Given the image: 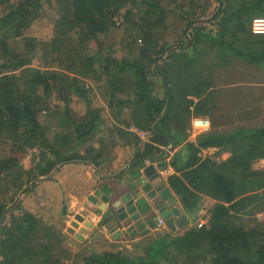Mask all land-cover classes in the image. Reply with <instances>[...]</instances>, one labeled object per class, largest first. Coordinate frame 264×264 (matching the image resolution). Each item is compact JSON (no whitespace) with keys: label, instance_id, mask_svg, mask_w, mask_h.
I'll list each match as a JSON object with an SVG mask.
<instances>
[{"label":"trees","instance_id":"obj_1","mask_svg":"<svg viewBox=\"0 0 264 264\" xmlns=\"http://www.w3.org/2000/svg\"><path fill=\"white\" fill-rule=\"evenodd\" d=\"M56 1L0 0L6 3L0 9V142L16 150L26 146L32 162L24 170L17 156L0 158V196L6 198H0V264H264V216L249 227L235 221L243 211H264V167L254 165L264 158V120L227 129L221 123L227 116L223 103L231 105L226 94L240 108L259 93L252 98L264 106V35L250 31L251 19L264 16V0H207L202 7V0H170L168 7L161 0H67L54 8ZM134 7L140 17L130 24L141 42L134 58L105 57L101 64V46L82 50L89 39L119 27L112 18L121 9L132 15ZM44 9L53 11L56 26L40 40L32 26ZM171 28L183 39L168 41ZM233 60L257 84L249 85L243 73L242 84L218 82ZM80 75L102 82L116 134L143 145L131 158L133 167L150 161L162 170L170 166L174 172L166 183L186 212L198 210L204 196L214 200L203 225L161 231L138 244L140 252L90 251L71 259L59 231L42 226L16 193L11 196L12 188L31 192L38 178L63 164L98 169L106 142L104 133L96 135L98 109L87 105ZM72 97L86 103V118L69 113ZM261 113L263 118L264 108ZM53 116L57 123L49 135L45 123ZM192 116L210 124L193 140L187 130ZM131 128L147 133V140L139 143ZM172 141L167 154L163 147ZM211 148L216 156L204 153ZM222 152L228 156L218 159Z\"/></svg>","mask_w":264,"mask_h":264},{"label":"rangeland","instance_id":"obj_2","mask_svg":"<svg viewBox=\"0 0 264 264\" xmlns=\"http://www.w3.org/2000/svg\"><path fill=\"white\" fill-rule=\"evenodd\" d=\"M66 2L67 0L59 3H57V1L56 3L54 2V8L61 7ZM206 3L207 0H202L200 7H202V5H206ZM5 4L6 3L0 2V9ZM160 4L162 6L168 7L170 5V0H161ZM130 5L138 6L137 4L133 3H130ZM212 5L213 3L210 5V8H212ZM139 10L140 9L134 7L131 9L132 15H128L125 12L124 8L121 9L112 18L117 24L116 26L119 27L116 29H112L107 34L99 35L97 38L89 39L88 45L84 46L86 49L83 48L82 50H85L86 53H93L98 51V48H100L101 46V51L97 54L99 59L101 57V64H106L105 57L112 56L116 58H134L133 55H135L141 42L138 39V37L140 38L138 32L134 31L135 29L131 28L130 21L133 20V22H135L139 19ZM126 19H128L129 21H127ZM201 19L207 20L209 18L203 17ZM55 26L56 25L53 11L50 9H44L41 16L33 22L32 27L34 28V30H32V33L40 40L48 39L52 36ZM215 26L216 22L214 21L211 23L210 27L215 28ZM167 39L168 41H173L174 39L178 40L183 38L180 36L179 29L171 28ZM143 47L146 49V51L148 50L147 47ZM101 64L99 63L98 67H100ZM51 66L52 65L50 64V66L48 67ZM69 73L73 75V73ZM242 73L247 78L246 80L249 85L254 86L255 84H257L256 82H253L257 77L251 78L250 76H246L248 75V73H250L249 70L244 65H242L241 62H236L234 60L226 65L224 69V76L218 82L234 81L235 79H239L241 83V81L244 80V78H242ZM80 78L84 80L87 90L89 91V102L87 105H89V107L98 109L97 115L100 119V133H104V131L107 129L106 121L107 119H109L111 114L109 113L108 106L106 104V101L104 100L103 90L101 88L102 82L94 78V76L90 75H80ZM103 79L104 76H102L101 80L103 81ZM240 94L241 93L239 91L238 95ZM226 95H229L227 101L231 105L228 107L227 105H224V97L221 96L223 99L221 102L223 103V106L226 107L225 112L227 113L226 119L221 120L222 128L227 129L229 126H233L237 123H260L262 120H264V117L262 118L261 116V111L264 108V106L262 105V101L258 102L255 98H252L255 95L257 98V96H259V93L254 95L252 94L251 97L248 98L249 102L246 104L247 106L241 104L240 108H238L237 104L235 103V96H232L230 94ZM54 101L56 100L54 99ZM253 103H256V106H253ZM69 108V113H71L75 118H79L80 116L86 118V103H84L83 100L75 97L70 98ZM122 114L123 116H125L124 112ZM191 121L192 120L190 119L187 130L189 138L191 136L192 139H194L195 137H197V134L201 132L193 128V126L191 125ZM56 123L57 118L55 116L50 117L47 119L45 127L46 129L51 130L55 127ZM108 129L111 130L112 128ZM52 131L53 130L49 131V135H51L50 133ZM112 132L115 133L116 131ZM170 146L171 145H167L164 149H168ZM215 152V148L207 149L204 151L205 154L212 155H215ZM12 155L18 157L19 163L24 170L32 167L29 148H27L26 146H21V148L16 150L15 148L12 149L8 142H0V158ZM227 156L228 154L226 152H222L217 156V158L224 159ZM254 165L255 167L259 168L264 167V163L260 160L257 161ZM60 166L63 168L65 165L63 164V166ZM61 167L52 170L51 173L47 176L38 178L37 184L31 192H24L22 189L17 193V191H14L12 188V190H10V194L12 196L16 193V201H20L24 209L36 215L42 226L50 225L57 231H59V233L63 236L62 244L67 253L69 252L71 259L77 258L82 253H89L90 251L99 252L103 250L116 251L120 249H126L129 252H140L141 246L138 248L137 245L141 243H147L149 239L159 234L155 231H161L158 228L159 230H152L153 232L151 231L148 234L143 233L133 236L126 235L124 237L115 239V235H106L105 229H102L99 226H97V230H95L93 221H86L88 218H86V220L84 218L82 219L81 216H78L77 211L79 201H81L85 197L86 191L91 192V185H93L97 181L95 180L97 178L95 177L94 179L90 174H88L90 170L86 166L82 168L79 175L78 173H76V171L70 170L73 167H68V169L63 170H61ZM158 171L160 172L161 169H159ZM6 185H4V187ZM92 190L94 191V189ZM64 192L65 195L68 194V196L70 197L69 206L70 208H72V210L70 211L67 209V204L64 199ZM0 198H3V201L6 200V198L4 197L0 196ZM201 205V211L198 214L200 215L199 218L192 217L190 221L191 224L187 223L186 226L196 225L199 219L206 220L209 215V209L212 207L211 201H201ZM243 212L245 213H241L237 217V219L235 218V221L239 224H244L247 227L252 225L254 220L258 221L264 216V211L262 210H259L258 213L254 214H251L247 210ZM183 229L184 228H181L179 231H182ZM170 234L173 233L170 231Z\"/></svg>","mask_w":264,"mask_h":264},{"label":"crops","instance_id":"obj_3","mask_svg":"<svg viewBox=\"0 0 264 264\" xmlns=\"http://www.w3.org/2000/svg\"><path fill=\"white\" fill-rule=\"evenodd\" d=\"M193 118L192 116L190 119ZM111 119V117L107 119V121L109 120L107 129L113 127ZM107 129L103 135L99 129L96 132V135H101L100 138L106 142L100 151L102 158L98 164V169L85 164H68L61 168L63 170L73 167L70 170L76 171L79 175L82 168L86 166L90 170L88 174L94 179L97 178L95 179L97 181L91 185V192L86 191L85 197L79 201L78 216L85 220L88 218L86 220L88 222L92 220L95 230L99 226L105 229L106 235H115V239L126 235L148 234L152 230L159 229L162 232H170L165 225L161 227L157 225L158 218L165 221L169 215L175 218L179 215H185L189 224H191L192 217L199 218L200 215L198 214L202 205L200 204L199 209L194 212H186L179 203L176 194L168 188L166 183L168 174L158 171L161 169L159 163L150 161L145 162L140 167L132 166L131 158L137 148L141 149L142 144L135 143V140L124 132L113 133L112 131H115L113 128L111 132L106 133ZM131 130L140 140L139 143L147 140V133V135L142 136L140 131L132 128ZM201 133H198L197 136ZM188 139L193 140L191 136L190 138L188 136ZM91 144L95 148L99 147L94 140ZM64 199L67 209L72 210L69 206L70 197L68 194L65 195ZM204 200L211 201V206L214 203L213 199L206 196L201 201ZM181 228L184 226L179 227L176 233L181 232L179 231ZM155 232L159 233L158 231Z\"/></svg>","mask_w":264,"mask_h":264},{"label":"built area","instance_id":"obj_4","mask_svg":"<svg viewBox=\"0 0 264 264\" xmlns=\"http://www.w3.org/2000/svg\"><path fill=\"white\" fill-rule=\"evenodd\" d=\"M250 31L252 34L254 35H264V16H254L251 19L250 22ZM191 125L193 126V128L199 130V132H204L205 130H207L210 126L209 121L205 118L202 117H194L191 121ZM140 134L142 136H145L146 133L140 131ZM260 161H262L264 163V158L259 159ZM174 171L172 168L167 167L166 169H163L160 171V173H165V174H172ZM205 219H199L196 223L197 226H201L205 223ZM157 225L159 227L164 226V219L162 218H158L157 219Z\"/></svg>","mask_w":264,"mask_h":264},{"label":"water","instance_id":"obj_5","mask_svg":"<svg viewBox=\"0 0 264 264\" xmlns=\"http://www.w3.org/2000/svg\"><path fill=\"white\" fill-rule=\"evenodd\" d=\"M173 147H174V141H172L171 146L168 149H165L164 151L168 154L172 151ZM150 158H152V156ZM56 168H58V166ZM187 222H188V219L185 215H179L177 218H175L172 215H169L165 219L166 227L172 232H176V230L179 227H183L184 225L187 224Z\"/></svg>","mask_w":264,"mask_h":264},{"label":"clouds","instance_id":"obj_6","mask_svg":"<svg viewBox=\"0 0 264 264\" xmlns=\"http://www.w3.org/2000/svg\"><path fill=\"white\" fill-rule=\"evenodd\" d=\"M164 223H165V221H164ZM166 226V225H165Z\"/></svg>","mask_w":264,"mask_h":264}]
</instances>
